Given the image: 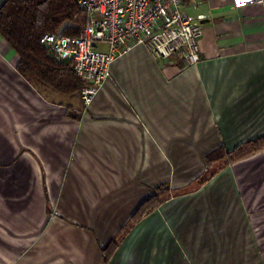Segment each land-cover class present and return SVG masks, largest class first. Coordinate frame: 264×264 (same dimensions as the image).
<instances>
[{
    "label": "crops",
    "instance_id": "crops-1",
    "mask_svg": "<svg viewBox=\"0 0 264 264\" xmlns=\"http://www.w3.org/2000/svg\"><path fill=\"white\" fill-rule=\"evenodd\" d=\"M181 11L202 28L199 63L182 70L176 57L156 61L136 46L112 64L110 78L87 109L79 94L63 96L22 76L18 55L0 36V264H41L42 255L32 249L40 248L49 227L55 185L50 181H72L65 184L64 199L78 230L68 233L88 242L82 231L90 227L88 211L96 213L97 227L105 228L106 149H123L115 156L126 168L136 149H150L162 161L170 152L181 154L179 149L232 146L244 133L264 135V0L241 9L232 0H183ZM40 104L48 122L27 143L20 125L26 108L40 110ZM218 132L225 137L215 143ZM119 174L130 178L127 169ZM241 174L244 196L252 188L259 192L250 194L260 197L253 205L258 203L256 219L264 228V156L244 165ZM84 180L92 182L90 193L83 192ZM182 199L176 210L163 207L155 222L161 225L164 217L165 239H177L184 262L217 264L223 260L215 253L219 246L214 244L213 254L203 239H222L223 249L235 251L237 264H264L251 242L255 236L246 212L254 211L245 210L233 172H221L197 195ZM116 202L114 211L132 210L127 194ZM236 239L244 242L240 249ZM189 244L194 254L186 256ZM47 255L53 259L47 264L64 261L63 253Z\"/></svg>",
    "mask_w": 264,
    "mask_h": 264
},
{
    "label": "rangeland",
    "instance_id": "rangeland-1",
    "mask_svg": "<svg viewBox=\"0 0 264 264\" xmlns=\"http://www.w3.org/2000/svg\"><path fill=\"white\" fill-rule=\"evenodd\" d=\"M69 28L77 29L78 34L82 25L65 23L55 33L66 35L63 33ZM37 106L38 103H36ZM43 106V104H40V110H30L28 109L30 106L26 108L24 123L20 125V128L23 129L21 133L25 136L27 143L33 140L32 134L34 131H38L40 126L48 122V116L42 114L44 113ZM244 134V137L233 142L234 144L232 146L223 143L219 147L212 145L179 149L181 154L170 152L168 155L169 158L163 156L162 161L150 149H136V151L134 150L135 152L132 150V164L127 165L126 168L122 167V164L116 160L118 159L117 156H115V153L116 155H122L123 149H106L105 172L102 181L104 183L105 205L109 210L105 212V215H108L104 217L105 228L99 229L97 226L100 221L96 220V213L88 211V213L84 214L87 215V221L90 227L88 229V227L82 226V231L89 235L88 242H81V237L76 236L74 232L68 233L74 231V229L78 230V228H74L71 225V221L74 220V215L73 212L71 213V211L67 210L70 205L66 207L64 199L65 194H69L65 184L66 182L69 183L72 181L56 179V181H50L51 184L53 182L55 185L53 184L50 189L52 215L49 227L46 228V234L41 237L40 248L38 244L32 251L40 252V255H42L41 264H47L50 261L53 262V259L47 260V254L51 251L64 254V261L59 264H188V260L186 259L184 262L182 258L184 255L177 243V239H165L168 229L165 227L166 222L164 217L162 218L163 222L161 225L160 223L157 224L155 219L161 216L160 212L163 207L174 206L173 210H176L175 205L179 203V200L191 195H197L218 174L229 170L234 174L236 186L240 191L245 210L248 208L250 212L254 211L251 213L252 215L246 212L248 222L251 226L250 228L255 236V239H252L251 242L254 240L253 248H256L260 252V260H263L264 232H261V229H259L260 223H257L258 220L261 221L262 219H256L258 203L253 205L256 202V198L259 199L260 197H255L250 194H259V192L255 188H252L247 194L248 196H244L245 184L242 180L243 175L241 174V170L244 165L249 166L259 161L264 156V147L258 148L253 152L250 151L249 153L247 152L248 148H246L242 157L236 160H218L212 161L211 163L206 160V157L210 153L218 149H221L224 153H230L247 141L264 137V135H261L250 138L253 137L250 136V133V135L248 133ZM209 135L213 136V133ZM216 135L218 138L213 140L215 143L221 135L225 137L224 133L218 132ZM195 144H198V142H195ZM154 150L157 151L160 149ZM94 167L97 169L96 163H94ZM125 169H127L129 179L120 177L119 173L123 174ZM82 183L88 187V190H86L85 186L83 188L85 194L93 190L94 187L91 185V181L84 180ZM124 193L128 195V198L132 197V210L127 212L114 211L118 207L116 199ZM252 199L255 200L253 201ZM92 200H95V198ZM141 206L142 208L139 209ZM131 217L133 220H137V222L129 227ZM103 231L104 234L102 233ZM121 231H125L126 233L123 234ZM66 234L68 237L71 236V238L67 239ZM203 240H206V246L210 251L213 249L214 244L216 247L219 246V250L216 248L215 253L217 251L221 252L223 260H218L217 264H237L234 257L235 251L223 249L222 239ZM234 243L240 249L244 242L241 239H236ZM169 246L171 248L169 254H167ZM244 246L246 247V245ZM191 247L192 244H189V252L186 253V256L194 254ZM211 252L214 254L213 250ZM195 254L197 255V252ZM80 255H83L81 257L83 260L79 258ZM253 262L255 263L254 260Z\"/></svg>",
    "mask_w": 264,
    "mask_h": 264
},
{
    "label": "built area",
    "instance_id": "built-area-1",
    "mask_svg": "<svg viewBox=\"0 0 264 264\" xmlns=\"http://www.w3.org/2000/svg\"><path fill=\"white\" fill-rule=\"evenodd\" d=\"M263 0H232L235 9ZM183 0H79L84 22L74 36L44 34L40 45L54 58L72 64L84 82L80 91L87 109L110 78L112 64L136 46L153 60L179 59L182 70L200 61L203 31L182 13ZM180 69V71H182Z\"/></svg>",
    "mask_w": 264,
    "mask_h": 264
},
{
    "label": "trees",
    "instance_id": "trees-1",
    "mask_svg": "<svg viewBox=\"0 0 264 264\" xmlns=\"http://www.w3.org/2000/svg\"><path fill=\"white\" fill-rule=\"evenodd\" d=\"M78 1L6 0L0 7V36L18 55L17 71L63 96L79 94L84 82L75 74L70 62L54 58L47 48L40 45L39 39L44 34L60 30L65 23L83 25L84 13ZM74 29H66L63 34L77 35V29ZM261 147H264V137L247 141L230 153L218 149L210 153L206 160L209 163L236 160L242 157L246 148L249 153ZM135 222L137 220L131 217L129 227Z\"/></svg>",
    "mask_w": 264,
    "mask_h": 264
}]
</instances>
